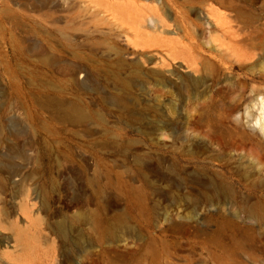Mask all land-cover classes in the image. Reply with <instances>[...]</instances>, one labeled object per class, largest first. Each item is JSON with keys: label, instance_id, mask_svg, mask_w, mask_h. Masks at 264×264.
<instances>
[{"label": "rangeland", "instance_id": "374dc122", "mask_svg": "<svg viewBox=\"0 0 264 264\" xmlns=\"http://www.w3.org/2000/svg\"><path fill=\"white\" fill-rule=\"evenodd\" d=\"M264 0H0V264H264Z\"/></svg>", "mask_w": 264, "mask_h": 264}, {"label": "bare ground", "instance_id": "6f19581e", "mask_svg": "<svg viewBox=\"0 0 264 264\" xmlns=\"http://www.w3.org/2000/svg\"><path fill=\"white\" fill-rule=\"evenodd\" d=\"M263 115H264V113H263ZM262 125H264V120L262 121Z\"/></svg>", "mask_w": 264, "mask_h": 264}]
</instances>
